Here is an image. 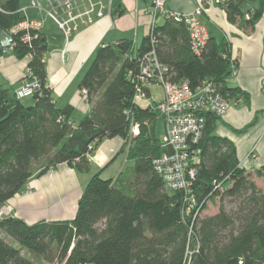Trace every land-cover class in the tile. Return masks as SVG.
I'll return each instance as SVG.
<instances>
[{"label": "trees", "instance_id": "obj_1", "mask_svg": "<svg viewBox=\"0 0 264 264\" xmlns=\"http://www.w3.org/2000/svg\"><path fill=\"white\" fill-rule=\"evenodd\" d=\"M19 2L0 0L1 32L23 20ZM224 10L229 23L239 21L252 29L263 15L264 0H229ZM153 36L157 60L168 69L170 81H187L193 90L211 82L232 103L248 98L227 86L236 64L224 39L208 38L198 57L183 22L164 19L154 25ZM149 49L147 36L135 57L133 44L124 39L96 50L78 84L90 110L75 125L73 108L58 107L47 87L43 35L38 33L30 46L15 40L12 52L18 59L30 56L26 70L39 89L18 99L0 84V208L35 173L41 176L61 164L85 171L87 154L101 141H127L131 118L139 133L128 151L124 145L119 152L127 153L132 167L115 180L93 176L73 220L28 225L2 217L0 264H264V191L255 183L264 178V167L249 172L239 166L234 144L215 134L218 117L204 115L201 138L193 147L196 205L189 214L183 210V193L166 189L155 173L152 163L165 152L153 127L158 115L133 105L135 84L129 75L137 73V60ZM145 91L151 98L147 87ZM253 125L254 120L236 132ZM216 199L217 213L202 217Z\"/></svg>", "mask_w": 264, "mask_h": 264}, {"label": "crops", "instance_id": "obj_2", "mask_svg": "<svg viewBox=\"0 0 264 264\" xmlns=\"http://www.w3.org/2000/svg\"><path fill=\"white\" fill-rule=\"evenodd\" d=\"M32 0H20L21 17L39 22V33L46 41L43 55L47 75V87L58 107L73 108L75 125L90 110L85 93L79 89V81L88 69L100 46L115 45L119 40L133 44V52L147 38L153 19L148 0H73L72 13L91 9L90 22L77 21V28L65 34L58 22L67 21L63 9L49 0H34L38 8L31 7ZM204 11L199 21L207 30L209 38L224 39L229 46V57L236 64L227 80L230 88H239L247 94L231 105L226 115L215 123V134L231 141L236 149L239 166L249 172L264 167V12L252 29L237 21L226 19L224 4L229 0H201ZM198 0H167L165 9L174 13L190 14ZM254 6L248 4L247 8ZM54 8V9H53ZM53 9L56 21L46 13ZM154 24H158V18ZM163 18V17H162ZM245 19H248L245 14ZM69 27L71 24H68ZM0 31V40L3 39ZM30 61L27 55L18 59L13 52L0 56V84L17 94L25 85L26 69ZM151 94V88H150ZM151 101L154 100L151 95ZM254 125L244 133L236 131ZM161 120L154 122V130ZM163 131V125H162ZM157 133V132H156ZM123 141L114 138L101 141L87 156L86 170H78L65 164L50 168L39 176L35 173L25 187L15 195L7 206L10 216L31 225L38 221H70L76 215L77 202L89 180L99 175L104 180H115L119 174L132 167L124 154H119ZM254 150V156L249 153ZM264 179V178H262Z\"/></svg>", "mask_w": 264, "mask_h": 264}, {"label": "built area", "instance_id": "obj_3", "mask_svg": "<svg viewBox=\"0 0 264 264\" xmlns=\"http://www.w3.org/2000/svg\"><path fill=\"white\" fill-rule=\"evenodd\" d=\"M148 1L152 7L151 17L153 19L148 34L150 49L138 58L137 73H129L130 76H133L135 84L132 103L141 109L153 110L162 122L163 132L160 140L165 152L156 158L152 164L155 173L161 177L166 189L183 193V210L187 215L190 213L192 207L196 205L191 185L196 176L195 165L198 163V159L194 155L195 151L193 152V147L201 138L205 124L204 115L208 114L221 118L226 115L232 102L225 99L218 91L217 86L211 82H204L202 86L193 90L187 81H170L167 77L168 69L157 60L155 54L153 28L155 25L154 20L158 16H162L163 19H170L176 23L183 22L188 28L192 53L198 57L203 53L209 35L199 21V16L204 11L202 1L198 0L196 9L190 14L167 11L165 9L167 0ZM48 4L50 8L53 4L57 5L66 14L67 21H57L58 26L65 34L77 28V21H80L82 24L90 22L89 14L91 9L73 14V0H49ZM214 4H220V1L215 0ZM31 7L38 8L34 0L31 1ZM53 9L49 10L46 14L56 21ZM0 13H3L1 8ZM69 23L71 24L70 27ZM40 27L39 22L23 19L7 32H2L3 39L0 40V56L7 52H12L16 39L30 46L32 40L37 39ZM135 56L136 54L133 57ZM152 85L158 86L162 93L161 99L156 101L155 104L151 102L145 91V87L150 90ZM38 89L39 83L37 79L31 75L29 70H26V82L17 93V98L30 97ZM133 128L134 136H136L138 125L134 123ZM89 150L92 151L93 148L90 146ZM249 156H254V150L250 151ZM11 213L12 208L10 206H3L0 208V219L10 216Z\"/></svg>", "mask_w": 264, "mask_h": 264}, {"label": "rangeland", "instance_id": "obj_4", "mask_svg": "<svg viewBox=\"0 0 264 264\" xmlns=\"http://www.w3.org/2000/svg\"><path fill=\"white\" fill-rule=\"evenodd\" d=\"M163 20V18H162V16H160L159 18H158V24H160L161 23V21ZM151 95H152V98L154 99V100H160L161 99V96H162V93H161V90H160V88L158 87V86H155V85H152L151 86ZM229 111V110H228ZM136 121H134V119H131V122H130V129H129V132H128V138H127V141L126 142H124L123 140V144H122V146H124L125 145V148H126V151H128V148H129V146H131L130 144H131V142H132V139H134V137H136L137 135H138V133H139V126H138V128H137V135L136 136H134V128H133V125H134V123H135ZM136 124V123H135ZM138 125V124H137ZM145 126H147V129L150 127V124H145ZM156 129H157V135L159 136V137H161V135H162V124H160V122H158V124H157V126H156ZM125 143V144H124ZM122 148V147H121ZM163 148V147H162ZM90 154V153H89ZM124 155H125V157H126V152L125 153H123ZM255 183H256V185L260 188V189H262L263 191H264V179H262V178H256V180H255ZM180 192V191H179ZM180 193H182V192H180ZM217 204H218V200L216 199L215 200V204H212L211 205V203H208L207 204V207H206V210L201 214L202 215V217H204V216H211V215H213V214H215V213H217Z\"/></svg>", "mask_w": 264, "mask_h": 264}, {"label": "bare ground", "instance_id": "obj_5", "mask_svg": "<svg viewBox=\"0 0 264 264\" xmlns=\"http://www.w3.org/2000/svg\"><path fill=\"white\" fill-rule=\"evenodd\" d=\"M17 95V94H16Z\"/></svg>", "mask_w": 264, "mask_h": 264}]
</instances>
